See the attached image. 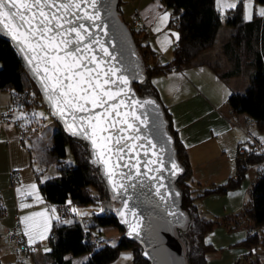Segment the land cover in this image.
I'll list each match as a JSON object with an SVG mask.
<instances>
[{"label": "trees", "instance_id": "1", "mask_svg": "<svg viewBox=\"0 0 264 264\" xmlns=\"http://www.w3.org/2000/svg\"><path fill=\"white\" fill-rule=\"evenodd\" d=\"M243 1L238 0L233 9L221 15L217 0H160L170 15L168 27L178 33L169 62H161L156 51L148 44H143L146 35L136 32L127 24L145 67V81L134 85L138 94L157 99L151 83L153 78L203 64L202 54L214 47L220 27L226 24L231 28L225 43L226 52L228 49L232 53L230 58L235 69L224 73L220 71L219 64L210 66L224 79L235 74L249 76L244 91L232 92L227 99V105L233 114L245 115L255 123L260 132H264V16H254L250 22H246ZM253 1L264 8V0ZM120 3L121 0L117 10L121 14ZM0 91L10 93L12 109L14 106L34 108L38 100L47 106L19 54L11 42L1 35ZM162 107L169 122V132L174 137L177 159L183 168L176 187L181 192L182 208L188 216V223L185 228L177 230V236L185 245L188 264H207V257L213 252V248L205 244V237L221 222L203 217L195 200L197 197L223 195L236 188L245 178L249 167L262 163L264 150L250 148L243 154L238 152L236 175L222 185L201 189L192 180L187 152L173 129L169 112ZM54 121L56 127L50 152L59 175L41 184L43 198L56 207L68 203L76 207L96 206L101 213L93 214V224L84 227L77 220L62 222L67 214L60 210V215L64 214V217L53 221L47 240L51 264H72L73 258L84 255L88 258L81 264H112L124 252L132 255V264H149L142 255L140 245L125 237L123 228L115 218L113 211L116 205L111 202L99 171L89 162L86 144L67 135L55 117ZM68 155L70 160L67 159ZM242 218L255 229L264 228V170L251 184V200L249 206L244 207ZM100 227L118 230L120 237L116 243L109 245L98 234H92V231ZM100 241L103 243L97 245ZM241 245L251 249L252 253L260 245V236L257 232L249 234Z\"/></svg>", "mask_w": 264, "mask_h": 264}, {"label": "crops", "instance_id": "2", "mask_svg": "<svg viewBox=\"0 0 264 264\" xmlns=\"http://www.w3.org/2000/svg\"><path fill=\"white\" fill-rule=\"evenodd\" d=\"M233 4L236 6L237 0H219V2L217 0V8L223 14L233 9L234 7L230 6ZM244 4L249 6L246 12L250 11L251 14L253 7L257 12L256 16L263 17L259 14L260 10L264 9L262 5H256L259 6L257 9L252 0H244ZM131 6L130 28L135 26L136 32H143L146 35L143 44H148L156 51L161 62H169L178 40L177 31L168 27L169 12L160 0H132ZM135 10L138 11V17L134 16ZM165 14H167V19L161 20ZM253 16L252 12V18H244V20L250 22ZM227 32L228 35L224 37L220 46L221 56L216 51L209 54L214 49L212 48L202 54L203 64L158 76L151 81L157 99L169 112L173 129L187 152L192 169V180L201 189L222 185L236 175L238 147L243 143L245 133L255 126V123L245 115L233 114L227 105V99L232 92H242L246 88L245 84H248L249 76L235 74L224 79L210 66L212 63H218L221 72L224 73L230 72L235 67L230 58L232 53L228 49L226 52L225 45L231 32L230 27L227 28ZM0 93L3 92L0 91ZM1 94L0 262L12 264L10 260L13 254V244L6 240L5 231L14 225L13 217L18 215L22 233L29 232L34 240L30 244L28 236L24 234L32 247V253L28 259L32 264H51L52 259L48 254L37 250L39 246H48L47 240L53 221L63 218H61L60 210L43 198L40 186L49 178L57 177L59 173L47 176L40 171V168H37L34 151L29 152V155L24 152L28 137L24 141L23 148H19V133H28L30 129L26 124L16 120L15 114L11 122L2 121V115L7 113L12 106L5 101L1 102ZM255 128L257 129L256 126ZM52 161L54 162L53 156ZM11 174L14 175L13 183L10 179ZM240 184L226 194L197 197L195 200L203 217L221 222L205 237V244L213 248V252L207 257V264H238L239 257L247 253L246 250L239 249V246L249 234L230 232L234 228H248V224H244L246 219L242 218V212L239 213V210L249 181ZM33 185H35L34 189ZM22 205L25 206L22 207ZM74 208L81 207L71 205V213L61 220L62 222L79 221L76 212L73 211ZM25 217L28 219L23 220ZM92 224L93 218L86 224L83 223V226L88 227ZM101 229L96 228L92 234H98L100 239L112 244L116 243L111 238L102 237L104 229ZM41 236L44 238L41 239ZM84 256L86 260L88 256ZM75 259L77 258L72 259V264ZM112 264H132V255L124 252Z\"/></svg>", "mask_w": 264, "mask_h": 264}, {"label": "water", "instance_id": "3", "mask_svg": "<svg viewBox=\"0 0 264 264\" xmlns=\"http://www.w3.org/2000/svg\"><path fill=\"white\" fill-rule=\"evenodd\" d=\"M118 3L119 0H98L96 9H93L88 0H85L82 4L83 10L89 14L98 11L100 19L91 23L87 20L82 22L89 27L92 39L100 41V44H94L92 47L97 58L106 61L102 66L118 69L117 76L122 75L127 79V86L120 84V87L124 88L128 94L127 103L130 104L133 99L154 102L143 108L136 106V114L140 120L134 123L140 129L138 134L141 139L134 141L137 148L133 152H128L126 149L121 154L124 157L121 160L116 158L115 153L103 152L99 140L97 147L94 148L90 139L84 138L83 135L72 134L67 127V124L73 123L72 116L54 114L53 102L47 98L42 82L45 76L44 65L41 64L38 73L34 72L33 66L28 64L24 53L20 51L21 46L3 30H0V35L8 39L19 54L24 67L39 87L42 99L65 133L86 144L89 162L99 171L110 200L116 205L113 213L123 228L125 237L140 245L142 255L149 264H188L185 245L177 236V230L185 228L188 223V216L182 208L181 192L176 187L183 168L177 159L174 137L169 132V122L162 104L152 96H140L135 89V84H141L146 79L145 67L132 32L117 10ZM101 45L108 50L110 57L103 55ZM36 63L38 61H33V65ZM117 84H119L118 80ZM112 87L115 91V85ZM119 110L121 113L130 111L128 107H121ZM76 115L87 114L77 113ZM145 118L146 123L142 124L141 120ZM129 120L131 121V117ZM75 126L78 128L79 122ZM149 140L156 145L155 148L148 143ZM157 158L163 163L152 164L151 161ZM146 162H148L147 167ZM125 163L135 164L136 167H123ZM117 164L121 166L115 167ZM173 164L178 166L179 171L173 168ZM149 168L160 169V171H148Z\"/></svg>", "mask_w": 264, "mask_h": 264}, {"label": "snow or ice", "instance_id": "4", "mask_svg": "<svg viewBox=\"0 0 264 264\" xmlns=\"http://www.w3.org/2000/svg\"><path fill=\"white\" fill-rule=\"evenodd\" d=\"M84 2L85 0H0V30L21 46L20 51L24 53L28 64L33 66L34 72L38 73L41 64L44 65L45 76L42 82L47 98L53 102L54 114L72 116L73 123L67 124L72 134L90 139L94 148L99 140L103 152L115 153L116 158L121 160L124 158L121 154L126 149L133 152L137 148L134 141L141 139L138 134L140 129L134 123L140 120L136 114V106L143 108L154 102L133 99L130 104L127 103L128 94L120 87V84L127 86V79L122 75L117 76L118 69L103 67L106 61L98 59L93 52L92 45L100 44V41L92 39L89 27L82 21L91 23L100 17L98 11L93 14L85 12L82 8ZM88 2L96 9L98 0ZM230 6L235 7V4ZM248 7L246 4L245 8ZM259 14L264 16V9H261ZM251 18L250 11L246 12L245 19ZM166 19L167 14L161 17V20ZM101 49L105 57L111 56L103 45ZM33 61L38 63L33 65ZM121 96L123 98H120ZM121 107H128L130 111L121 113ZM96 109L102 111H95ZM77 113L87 115L77 116ZM77 122L78 128L75 126ZM141 123H146V118L141 120ZM130 141L132 143H129ZM148 143L153 148L156 147L151 140ZM158 162L163 163L159 158L151 161L152 164ZM130 166L136 167L135 164L129 163L123 165ZM173 168L179 171L177 165L173 164ZM148 171L160 169L149 168ZM137 173L139 174L138 169ZM32 188L34 189L35 185ZM24 234L28 236L30 244L34 242L29 232ZM43 238L44 236H41V239Z\"/></svg>", "mask_w": 264, "mask_h": 264}, {"label": "rangeland", "instance_id": "5", "mask_svg": "<svg viewBox=\"0 0 264 264\" xmlns=\"http://www.w3.org/2000/svg\"><path fill=\"white\" fill-rule=\"evenodd\" d=\"M237 3H238V0H237ZM253 3L255 6L260 5L258 3H255L254 1H253ZM131 5H132V0H121L120 11L122 14V19L129 26H130V23H131L130 21H131V17H132V14H131V12H132L131 7L132 6ZM258 7L259 6H256L257 9H258ZM253 10H254V8L252 7L251 14L253 12V15L256 16L255 13H257V12H256V10H254V11ZM243 11H244L243 16H245L246 8H245L244 1H243ZM221 15H223L222 12H221ZM227 28H229V27L226 24H223L220 27L218 34H217V37H216L215 46L213 47L214 49L211 50L209 54H211V52L216 51L221 56L220 46L222 45V43L225 39L224 37L228 35ZM209 57H210V55H209ZM214 64H216V63H214ZM242 83H243V81H242ZM245 85H247V84H245ZM242 91H244V90H242ZM1 92H3L2 94L0 93L1 99H2L1 102L5 101V102H7V104H10L11 106H13L11 103L10 93L8 91H1ZM13 108H14V112L12 111V113H11L12 116L14 117V114H15L16 120H18L21 123L26 124L28 126V128L30 129V130H28V133L25 132V134L27 135V137L29 139L28 140L26 139L27 141L25 142L24 152L29 155V152L33 153V151H34V159H35V163L37 164V168H40V171H42L45 175L50 176V175L57 174V171L55 169V163L52 161V154L50 152V149L52 147L51 136H52V133L54 131V126H55L53 114L51 113V111L47 108V106L41 100H38V103L34 108L23 109V108H20L18 106H16V107L14 106ZM249 131H251L252 133H254L256 135L263 137V139H264V132L263 133L259 132L255 128V126L251 127V129ZM244 140H245V138H244ZM15 145H16V147L18 146L17 142L15 143ZM3 149L6 151L5 146H3ZM11 149H13L12 146H11ZM1 151H2V149H1ZM5 154H6V152H5ZM34 159H33V161H34ZM67 159L70 160L69 155H68ZM263 170H264V160L262 161V163L257 164V165H253V166L248 168V172L245 175V178L243 179V181L241 183H243L244 181L245 182L249 181V186H248L245 194L243 195V199L241 200V208L239 210V213L243 212V209L245 206H249V203L251 200V183H253L255 181L257 176ZM74 209H75L74 212H76L77 219L82 224L83 223L86 224L88 220L89 221L92 220L93 214L98 215L101 213V210L98 209V207L90 206V205L85 206V207H81V208H74ZM245 222L246 223H244V224L246 225L248 221L245 220ZM247 226H248V228H234L233 230L231 229L230 232L232 234H237V233H242V232H246L248 234H254L257 232V234L260 236V245H258V247H256L255 251L252 250V253L250 252L251 249L249 250L246 247L240 245L239 249H242V250L244 249V250H246L247 253H243L239 257L238 264H264V228L255 229L251 224H249ZM0 228H1V226H0ZM100 228H102V227H100ZM102 229H104V231H102V237L111 238L113 241L116 242V240L118 238V234H119L118 230L113 229V228H102ZM103 241H107V240H103ZM46 249L48 251H46ZM13 250H14V246H13ZM37 251L40 253H43V254H46V253L48 254L50 251V248L47 245L39 246ZM13 254L11 255V260H10L12 262V264H32L30 259H28L24 256L17 257ZM85 257L86 256L77 257V259H75L73 261V264H79L82 261H85Z\"/></svg>", "mask_w": 264, "mask_h": 264}, {"label": "built area", "instance_id": "6", "mask_svg": "<svg viewBox=\"0 0 264 264\" xmlns=\"http://www.w3.org/2000/svg\"><path fill=\"white\" fill-rule=\"evenodd\" d=\"M134 16L138 17V11L135 10L134 11ZM135 26H133L134 28ZM12 111L13 109L10 108V110L2 115V121L9 123L13 120V116H12ZM27 139V135L25 134V132H20L19 133V148H23L24 146V141ZM254 149L256 151H261L264 150V139L259 136L256 135L252 132H246L245 133V140L243 143H241L238 147V152L239 153H245L246 149ZM10 179L13 183L14 181V175L11 174L10 175ZM59 210H61L62 212H64V214H70L71 213V205L70 204H65L64 206L61 207H57ZM64 214L61 216V218L64 217ZM13 221H14V225L10 228H7L5 231V238L6 240L13 244L14 246V250L13 253L15 256L20 257V256H24L26 258H28L31 253H32V247L29 245L27 238L24 236V234L21 231V223L19 220L18 215H15L13 217ZM101 241L97 242V245H101ZM109 245H111V242H108Z\"/></svg>", "mask_w": 264, "mask_h": 264}]
</instances>
